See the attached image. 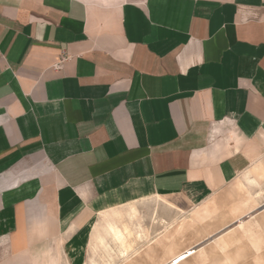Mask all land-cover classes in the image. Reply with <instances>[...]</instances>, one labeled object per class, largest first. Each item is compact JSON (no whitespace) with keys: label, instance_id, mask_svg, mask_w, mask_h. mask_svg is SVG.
I'll use <instances>...</instances> for the list:
<instances>
[{"label":"crops","instance_id":"crops-1","mask_svg":"<svg viewBox=\"0 0 264 264\" xmlns=\"http://www.w3.org/2000/svg\"><path fill=\"white\" fill-rule=\"evenodd\" d=\"M263 152L264 0H0L10 259L90 264L111 239L152 264H264ZM173 198L187 210L135 248L122 216Z\"/></svg>","mask_w":264,"mask_h":264},{"label":"rangeland","instance_id":"rangeland-1","mask_svg":"<svg viewBox=\"0 0 264 264\" xmlns=\"http://www.w3.org/2000/svg\"><path fill=\"white\" fill-rule=\"evenodd\" d=\"M260 160H264V152L260 156ZM252 194L250 197H255L257 193L262 192L263 195L260 197L261 199L259 200L260 204L262 203V200H264V183L261 184V188L257 189L254 188L253 190L251 189L250 191ZM254 204H257L254 203ZM259 205V204H258ZM173 209H181V210H187L188 206L182 202V200L179 199H169V200H153V201H148L144 204H141L139 206V212H137L138 215L135 216H130L127 213L122 216V219L119 220V222L126 220L130 224H133L134 231L132 234L133 240H136V246L135 248L140 249V251H144L148 249L149 245L153 243L152 239L156 238L160 232L163 230V224L169 223L171 224L172 220L176 218V215L174 213ZM128 215V216H127ZM131 217V218H130ZM177 221V220H176ZM214 222V219L210 221L212 224ZM192 222L189 221L187 218L180 217V219L177 221L178 227H181L183 231L186 230L187 225L191 224ZM140 226V227H139ZM183 226V228H182ZM195 225L196 229L198 227ZM139 230H143V234L141 238L145 239L146 242L140 241L138 239V236L141 234V232H137ZM211 231V228L208 229ZM136 231V232H135ZM185 233V232H184ZM184 242L187 243L185 247L190 246L195 243L196 239H192L191 237H186V234L183 235ZM142 239V240H143ZM151 239V240H150ZM138 241V242H137ZM140 241V242H139ZM189 241V244H188ZM135 244V243H134ZM145 244L144 247H142ZM109 249V250H108ZM108 250V251H107ZM121 246L115 243V241L108 239V247L107 248H102L100 249V252L98 256V259H94L98 264H152L150 259H143L144 256L139 255L135 256L130 253L127 255L121 254ZM208 250V249H207ZM111 252V253H110ZM107 253V254H106ZM161 254V251L158 252V255ZM144 255V254H143ZM129 256V257H128ZM217 257V254L214 255ZM211 257V256H210ZM212 258V257H211ZM103 259V260H102ZM51 264H67L65 259H50ZM157 263H161L160 259H156ZM190 259L187 264H217L218 260L222 261L225 259ZM35 259H33V256H21L17 257L15 259H10V257L5 253L0 251V264H34ZM45 261H49V259H39L38 262L40 264H45ZM90 259H87V262H89ZM241 262L238 264H250L252 259H240ZM165 260H163V263ZM37 264V263H36ZM48 264V263H47ZM236 264V263H235Z\"/></svg>","mask_w":264,"mask_h":264},{"label":"bare ground","instance_id":"bare-ground-1","mask_svg":"<svg viewBox=\"0 0 264 264\" xmlns=\"http://www.w3.org/2000/svg\"><path fill=\"white\" fill-rule=\"evenodd\" d=\"M260 181H264V171H263V175H259L258 177H254V178H252L251 179V184H254V185H260ZM132 207V206H131ZM192 207V206H191ZM133 208V207H132ZM133 210V209H132ZM130 211V210H129ZM132 213H134V212H132ZM108 214V213H107ZM106 214V215H107ZM105 215V214H104ZM138 215V214H137ZM111 216V215H110ZM128 216V215H127ZM107 217V216H106ZM104 218V217H103ZM109 218V217H108ZM119 218H120V216H119ZM131 218V217H130ZM247 219H243V220H241L240 222H245ZM133 225V224H132ZM105 226V225H104ZM140 227V226H139ZM104 229H106V227L104 228ZM108 230V229H107ZM118 230V229H117ZM109 231V230H108ZM107 231V232H108ZM113 231H115L114 229H113ZM110 232V231H109ZM108 232V233H109ZM108 233H107V235H108ZM115 233V236L118 238V239H120V240H122L123 241V234L120 232V231H116V232H114ZM130 233H132V232H130ZM96 235V234H95ZM98 236V235H97ZM130 236V235H129ZM132 236V235H131ZM99 238V237H98ZM102 238V237H101ZM105 238H107V236L105 237ZM112 238H113V235H112ZM127 238V237H126ZM134 238V237H133ZM103 239V238H102ZM104 240V239H103ZM95 241H99V240H96L95 239ZM129 241H130V239H129ZM133 242V241H132ZM130 243V242H129ZM108 244V243H107ZM128 244V243H127ZM107 246V245H106ZM130 246V245H129ZM131 247V246H130ZM109 250V249H108ZM107 250V251H108ZM111 253V252H110ZM125 253V252H124ZM107 254V253H106ZM103 260V259H102ZM183 259H178L175 263H177V262H180V261H182ZM36 263L37 264H40V262H38V260L36 261ZM90 264H95V261H94V259H91L90 260Z\"/></svg>","mask_w":264,"mask_h":264},{"label":"built area","instance_id":"built-area-1","mask_svg":"<svg viewBox=\"0 0 264 264\" xmlns=\"http://www.w3.org/2000/svg\"><path fill=\"white\" fill-rule=\"evenodd\" d=\"M65 59H67V58H64L63 60H65Z\"/></svg>","mask_w":264,"mask_h":264}]
</instances>
